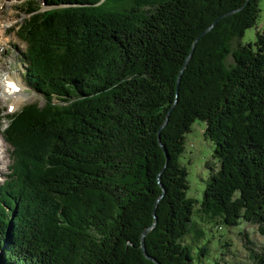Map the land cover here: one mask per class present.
I'll list each match as a JSON object with an SVG mask.
<instances>
[{
    "label": "trees",
    "instance_id": "trees-1",
    "mask_svg": "<svg viewBox=\"0 0 264 264\" xmlns=\"http://www.w3.org/2000/svg\"><path fill=\"white\" fill-rule=\"evenodd\" d=\"M100 1L28 0L12 29L44 103L5 116L0 264H153L141 235L162 193L146 253L221 264L201 261L206 248L194 255L184 238L194 212L264 238V31L232 47L256 25L259 0ZM235 10L198 40L176 88L194 40ZM166 118L167 161L157 138ZM196 120L214 145L197 208L179 162ZM249 259L264 264V243Z\"/></svg>",
    "mask_w": 264,
    "mask_h": 264
},
{
    "label": "rangeland",
    "instance_id": "rangeland-1",
    "mask_svg": "<svg viewBox=\"0 0 264 264\" xmlns=\"http://www.w3.org/2000/svg\"><path fill=\"white\" fill-rule=\"evenodd\" d=\"M28 0H0V184L9 174L8 167L12 147L6 141L4 131L8 126L5 116L19 112L28 104L37 103L42 106L44 99L27 84L24 79L25 64L20 55L25 49L15 36L13 28L19 26L27 18L23 11V3ZM41 3V0H37ZM43 9L45 7L41 3ZM259 17L254 27L247 29L242 38L232 43L245 45L253 43L257 33L264 31V0L258 1ZM17 29V28H16ZM9 81L12 83L9 84ZM12 91L7 96L3 86ZM55 102H58L55 100ZM205 124L196 120L185 135L184 151L179 158L180 164L187 170L188 190L186 196L193 199L198 207L210 175L209 166L214 162V145L203 135ZM4 151V153H3ZM216 161V160H215ZM195 212L191 217L190 234L184 238V243L190 245L194 255L199 248L205 247L207 252L201 261H218L221 264H248L251 252H255L264 243V238L258 234L256 226L241 223L239 227L227 229L215 228ZM203 235L201 236V233Z\"/></svg>",
    "mask_w": 264,
    "mask_h": 264
},
{
    "label": "water",
    "instance_id": "water-1",
    "mask_svg": "<svg viewBox=\"0 0 264 264\" xmlns=\"http://www.w3.org/2000/svg\"><path fill=\"white\" fill-rule=\"evenodd\" d=\"M102 1H103V0H101L100 2H102ZM247 1H248V0H247ZM100 2H99L98 4H100ZM242 8H243V7H241L239 10H241ZM239 10H235V11H233V12L227 13V14H225V15L219 17L216 21L213 22V24H211L208 28H206V29H205V30H204V31H203V32H202V33H201V34H200V35L194 40V42H193V44H192V46H191V50H190V52H189V54H188V56H187L185 62L183 63L182 68H181V70H180V72H179V75H178V77H177L176 88L178 87L179 80H180V76H181L183 70L185 69V67L187 66V63L189 62V60H190V58H191V55H192V53H193V50H194L195 44L198 42V40H199L202 36H204L206 33H208V32L213 28L214 24H215L217 21H219L220 19H222V18H224V17H226V16H229V15H231V14H233L234 12L239 11ZM176 93H177V89H176ZM176 98H177V94H176ZM175 103H176V101L173 103V105H174ZM172 108H173V106L169 109L168 113L171 112ZM166 123H167V118H166V120L163 122V124L161 125L160 129L158 130V132H157V138H158L159 146H160L161 149L163 150V153H164L165 158H166V161H167V160H168L167 152H166L164 146L161 144V142H160V137H159L160 130L165 126ZM158 179H160V177H158ZM160 188L163 190V187H162L161 185H160ZM162 196H163V193H162L161 196H159V198L156 200V202H155V204H154V207H153L152 215H153V217H154V223H153L149 228L145 229V230L143 231L142 235H141V246H140V248H141V251H142V253H143V256H144L147 260L151 261L153 264H160V263H159L157 260H155L154 258L150 257V256L146 253V249H145V245H144V236H145L146 234H148V233L153 229V227H154L155 224H156L155 208H156L157 202L162 198Z\"/></svg>",
    "mask_w": 264,
    "mask_h": 264
},
{
    "label": "bare ground",
    "instance_id": "bare-ground-1",
    "mask_svg": "<svg viewBox=\"0 0 264 264\" xmlns=\"http://www.w3.org/2000/svg\"><path fill=\"white\" fill-rule=\"evenodd\" d=\"M10 83H12V82L9 81V84H10ZM7 86H8V85H6V86L4 85L2 90H3V92L5 93V95L9 96V95L12 94V91H10V90L7 88ZM0 138H1V137H0ZM3 153H4V151H3Z\"/></svg>",
    "mask_w": 264,
    "mask_h": 264
}]
</instances>
